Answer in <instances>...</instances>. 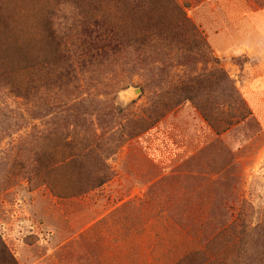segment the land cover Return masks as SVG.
I'll return each mask as SVG.
<instances>
[{
    "label": "rangeland",
    "instance_id": "obj_1",
    "mask_svg": "<svg viewBox=\"0 0 264 264\" xmlns=\"http://www.w3.org/2000/svg\"><path fill=\"white\" fill-rule=\"evenodd\" d=\"M217 4L0 0V235L18 264H264V133L248 57L208 40ZM55 104L79 116L55 118ZM120 126L126 141L106 160L116 176L75 194L97 167L62 162ZM27 154L41 175L55 167L54 191L12 163Z\"/></svg>",
    "mask_w": 264,
    "mask_h": 264
},
{
    "label": "crops",
    "instance_id": "obj_2",
    "mask_svg": "<svg viewBox=\"0 0 264 264\" xmlns=\"http://www.w3.org/2000/svg\"><path fill=\"white\" fill-rule=\"evenodd\" d=\"M224 2L218 0L215 5L216 23L205 24L208 40L219 56L248 57L242 85L264 133V5L252 7L245 0H230L227 6Z\"/></svg>",
    "mask_w": 264,
    "mask_h": 264
},
{
    "label": "trees",
    "instance_id": "obj_3",
    "mask_svg": "<svg viewBox=\"0 0 264 264\" xmlns=\"http://www.w3.org/2000/svg\"><path fill=\"white\" fill-rule=\"evenodd\" d=\"M186 23L191 25V22L189 20H186ZM191 26L193 28L192 30L194 31V33L198 34L196 27L194 25H191ZM200 41L202 42L203 40L200 39ZM165 98L166 97H164V95H161V96L159 95L156 98L151 100L149 106L153 108V113H156L159 111V108L164 102ZM188 99H194V96L191 95L190 98ZM180 102L181 100L178 101L176 105L180 104ZM202 110L205 112V110H207L206 106L205 108H202ZM79 111H80L79 109H76L72 106H66V105H61V104H55L52 106V109H51V112L56 113L55 118H64V119L66 118L76 119V116H79L78 115L80 113ZM166 112L162 111L159 114H156V115L153 114L152 117L150 116L149 125L140 130L145 131L149 129L154 123H156L159 119H161L166 114ZM208 117L211 118L210 115H208L207 118ZM141 121H145V120L139 118L138 122L141 123ZM122 130L123 128L122 126H120L118 131H114L108 135L97 136L96 134H91L90 136L83 137L81 139V142L79 143L80 144L79 149L70 154L69 156L70 160L68 162L66 161L62 162L64 164H69L70 162L73 163V162L79 161L83 164V166L86 163L89 166L97 167L95 168V170H92L90 168L88 170L87 169L84 170V173L81 172L80 175H84V174L87 175V173H89L93 175V177L90 179V181H88L87 184L81 186L82 189L78 193H75V194L80 195V194L88 192L89 190L101 188L107 182H109L116 176L115 170H113L109 166L106 160L112 154L116 153L118 149L122 146V144L125 143L126 140L123 137V134L121 133ZM135 135L136 134L134 133L133 136ZM75 143H76L75 140L71 139L65 142V146L68 149L72 150ZM13 160H12V163L18 168H20L21 173L25 174L28 182L32 183L33 181H35L36 184L45 183L49 185L53 191L55 190L52 186L51 181L48 180L50 173L55 170L54 166L52 165L45 166L46 172L45 174L41 175L42 167L39 165L40 164L39 161H41V158L40 157L38 158L37 155L34 160L31 158L30 154H27L25 158L19 156L18 159H15L14 161ZM233 226H234V222L227 228V230L233 229L232 228ZM225 232H226L225 229L221 230L214 238H212V240L216 239L217 237H219ZM242 239L244 240L243 233L241 237H239V241L241 242ZM237 244H239L238 241H237ZM0 254H6L10 256L9 257L10 260L8 261L7 264H18L15 258L9 253L6 247V244L2 241L1 235H0Z\"/></svg>",
    "mask_w": 264,
    "mask_h": 264
},
{
    "label": "water",
    "instance_id": "obj_4",
    "mask_svg": "<svg viewBox=\"0 0 264 264\" xmlns=\"http://www.w3.org/2000/svg\"><path fill=\"white\" fill-rule=\"evenodd\" d=\"M139 90L137 89V92H138Z\"/></svg>",
    "mask_w": 264,
    "mask_h": 264
}]
</instances>
